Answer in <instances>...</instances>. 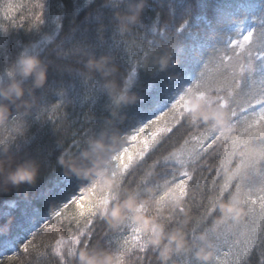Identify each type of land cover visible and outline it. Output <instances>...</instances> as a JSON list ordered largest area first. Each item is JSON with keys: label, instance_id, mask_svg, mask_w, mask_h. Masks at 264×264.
<instances>
[{"label": "trees", "instance_id": "16d2710c", "mask_svg": "<svg viewBox=\"0 0 264 264\" xmlns=\"http://www.w3.org/2000/svg\"><path fill=\"white\" fill-rule=\"evenodd\" d=\"M138 2L0 0V88L19 80L25 91L23 100L28 102L19 108L9 104L11 115L0 126V163L3 166V173H0V232L6 234L12 228L17 233L12 251H18L19 245L28 239L31 224L19 227L22 220L27 221L26 209L37 222L41 220L40 215L45 214L46 202L40 193L46 191L56 177L76 180L57 194L56 203L66 202L90 187L88 180L66 174V167L59 163L61 158L74 162L82 169L91 168L96 162L100 167L107 168L109 175L116 177V159L112 157L122 154L126 147H135L137 151L142 147L135 146L127 137L139 126V119L145 110L161 99L162 102L175 103L197 82L200 71H208L211 75L215 63L223 60L230 64L229 71L235 75L239 85L233 101H222L218 106L214 93L201 90L188 94L181 123L160 136V144L143 160H138L126 176V183L119 181V188L106 194H101L99 190L96 195L86 194L95 199L93 203L97 207L101 196L109 198L110 204L125 199L132 191L145 198L147 193L144 190L149 187L155 188L159 196L164 191V176L172 172L179 175L180 168L174 161L165 163L164 156L177 151L185 139L201 132L218 136L234 134L239 116L233 117V109L239 115H250L251 110L249 113L239 112L234 101L252 99L264 87L261 83L264 60L258 55L255 40L245 43L246 36L251 37L253 33L259 36L264 32V0H146L147 7L140 20L125 27L126 22L119 17L132 14ZM9 6H12L11 11ZM36 16L41 17V22L35 19ZM22 55L37 56L46 67L47 79L42 88L34 89L31 79L25 81L19 77L16 61ZM101 58L108 61L105 71L115 69L110 75L87 68L89 60L99 61ZM163 58L168 59L165 68L160 65ZM205 63L208 64L207 69L203 67ZM122 93L135 96V102L116 103V98ZM201 98L207 110L224 109L228 113L231 127L226 134H218L211 127L212 121L205 123L192 118L189 106L194 99ZM3 103L8 102L0 98V104ZM16 103L21 104V101ZM171 103L165 111L170 109ZM97 141L104 145L103 152H93L92 145ZM223 151L224 147H221L212 156L206 153L197 162L194 175L199 176L202 172L208 179L202 180L199 186H191L181 207L167 202L160 211L158 222L165 226V232L178 229L187 240L186 250L174 255L168 264H199L195 252L206 242L213 245L212 250L223 260L224 257H219L216 252L214 235L226 233L229 239H235L229 228L248 222V206L245 203L241 205L246 212L242 221L234 222L229 217L213 233L206 229L213 228L222 218L219 204L213 217L201 220L204 207L208 204L206 197L215 192L209 191L212 179H216L217 185L224 179L223 170L219 177L215 175L223 160ZM86 152L88 158L83 155ZM19 167L36 170L33 184L12 186L7 182L8 174ZM191 167L189 165V170ZM145 178L148 180L146 185L143 183ZM158 184L160 188H157ZM260 190L259 180L250 175L245 181V192L250 191L252 197H256ZM231 201L232 198L228 197L221 202ZM53 207L52 204L47 205L49 215ZM32 208L39 209L40 214L32 216ZM36 226L39 227V223ZM63 227L68 232L69 222L65 221ZM71 227L75 230L74 224ZM256 227L258 236L260 228L258 224ZM89 228L90 232L80 237L82 244L72 251H69L71 245L65 246V264H76L75 254L85 243L89 251L115 252L125 244L130 246L145 239L131 224L111 228L96 211ZM130 229H133L134 238L127 239ZM49 233L36 240L43 255L35 251L28 255L21 253L22 264H58L51 247H45L56 240V234ZM201 235L207 238L206 242L200 240ZM223 250L227 251V247ZM4 254H11V251L0 253V256ZM139 255L138 251H134V256ZM148 256L152 257L151 264H160L150 247L144 264H147ZM262 261L264 247L257 239L249 264H262ZM134 264H141V261L135 260Z\"/></svg>", "mask_w": 264, "mask_h": 264}, {"label": "snow or ice", "instance_id": "6c2138e0", "mask_svg": "<svg viewBox=\"0 0 264 264\" xmlns=\"http://www.w3.org/2000/svg\"><path fill=\"white\" fill-rule=\"evenodd\" d=\"M11 10L12 6H9V11ZM35 19L39 22L42 20L40 16H36ZM253 40H255L259 49L260 59L264 60V32L259 36L253 33L251 37H245V43H250ZM238 46L243 47V45ZM227 59L231 60L233 58L227 57ZM203 67L207 69L208 64H203ZM229 68L230 64L221 60L215 63L211 75L208 71H200L197 82L187 89L186 94L177 99L175 103L162 102L161 99L160 101H154V106L145 110L139 119V126L135 128L133 134L127 137L131 142H141L142 147L138 151L135 150V147L132 149L126 147L122 154H118L116 157L117 171L114 175L121 183H126V176L138 163V160H143L149 151L160 144V136L171 132L176 124L181 123L188 94L201 90L214 93L218 106H221L220 102L222 101H233L239 85L235 75L229 71ZM262 68H264V65H262ZM261 83L264 84V76H262ZM234 102L239 112L249 113L251 110L250 115H239L238 111L233 109V117L239 116L234 125L236 127L234 134L218 136L209 132H201L199 135H192L190 138L185 139L177 151L170 152L163 157L165 163L174 161L180 168L178 169L179 175L172 172L164 176V191L159 195L162 206L167 203L173 192L182 198L187 197L191 186H199L202 180L208 179L202 172L199 176L194 175L197 170V162L206 153L208 156H212L221 147H224L223 160L217 167L215 174L216 177H219L221 170H223L224 179L219 185H217L215 178L212 179V189H209V191L215 190V192L214 195L206 197L208 204L204 207L201 220L205 217H213L217 213V205L228 197H231L232 201L243 198L244 203L248 206L249 219L245 224L234 225L229 228L235 239H229L226 233H216L214 235L217 241L218 256L224 257L223 260L219 259L217 264H249V257L252 255V248L255 247L257 239L261 241V245L264 247V87L252 99L244 102L235 99ZM169 103H171V107L168 111H165L164 109L168 107ZM169 117H171L170 122ZM140 134H145L142 141H140ZM154 163H159V161H154ZM189 165L192 166L191 170H189ZM250 175L257 177L261 184L260 194L256 197H252L250 191L245 192V181ZM73 181H76L75 178L58 176L47 187L46 191L40 193V197L46 202V211L44 215H40V222L33 220L26 209L27 221L22 220L19 227L23 228L24 224H31V229H29L28 239L19 245L18 251H12L16 244L17 233H14L12 228L6 234L0 232V253L11 251V254L0 256V264H5V262L7 264H14V262L19 264L21 253L28 255L35 251L39 255H43L38 250L37 237H42L45 233L53 231H55L56 240L54 244H46L45 247H51L52 252L57 257L58 264H65L63 249L65 246L71 245L69 251H72L83 243L80 237L90 232L89 225L92 223L97 207L86 195L87 193L96 195L94 187L80 191L78 195L66 202H55L57 194ZM189 182H191V185ZM143 183L145 185L148 183L147 178L144 179ZM160 187L161 185L158 184L157 188ZM231 189H234V191H231ZM104 199H107V197L101 196V200ZM48 204L54 206L50 215L47 213ZM73 208H75L74 212L72 211ZM36 214H40L39 209L32 208V216ZM65 221L69 222L68 232L64 231ZM37 223H39V227L36 226ZM73 224L75 230L71 227ZM257 224L260 228L258 236ZM219 227L220 224L217 223L213 228L206 230L213 233L214 229ZM224 247H227V251L223 250ZM262 264H264V261H262Z\"/></svg>", "mask_w": 264, "mask_h": 264}, {"label": "clouds", "instance_id": "9594fccd", "mask_svg": "<svg viewBox=\"0 0 264 264\" xmlns=\"http://www.w3.org/2000/svg\"><path fill=\"white\" fill-rule=\"evenodd\" d=\"M146 7V0H139L132 14L119 17V19L126 22L125 27L134 25L140 20V16ZM107 63L106 58H101L99 61L89 60L86 66L89 70L101 71L107 76L115 71V69L105 71ZM16 65L19 77L25 81L31 79L34 89H40L45 85L47 69L37 56L22 55L16 61ZM160 65L161 68L167 67L168 59H161ZM110 87H114V85H110ZM31 94L30 92L29 95ZM24 95L25 91L19 80H14L6 88H0V98L8 102L0 104V126H3L11 115L9 104L16 105L17 108L28 104L27 101L23 100ZM135 100V96H128L122 93L116 98V103H134ZM17 101H21V104H17ZM188 110L193 119H199L205 123L212 121L211 127L218 134H226L231 127L228 113L224 109L207 110L202 98L194 99ZM92 150L93 152H103L104 145L97 141L92 145ZM83 155L85 158L89 156L87 152L83 153ZM112 159L115 160L116 157L113 156ZM59 163L66 167V174H75L77 177L88 180L90 187H94L96 192L99 190L101 194L113 192L120 186L119 180L109 175L107 168L100 167L96 162H93V167L87 169L79 168L74 162H66L63 158L59 160ZM0 173H3L2 163H0ZM6 179L12 186H19L23 183L33 184L36 179V170L34 168L19 167L14 172L9 173ZM144 191L147 193L145 198H142L139 192L132 191L125 199L117 200V202L111 204L109 198L101 200L96 208V213L100 218L113 229L126 224L134 226L139 234L145 237L143 242L132 243L130 246L125 244L121 247V250L115 252L104 250L89 251L87 243H85L75 254L74 260L76 264H134L135 260H139L141 264H144L145 255L149 247L155 253L156 259L160 264H168L174 255L186 250L187 240L185 234L178 229L166 233L165 226L158 222L160 211L164 206L160 203L156 189L149 187ZM112 199L116 198L113 197ZM91 200L95 202V199ZM182 200V197L173 192L167 202H171L175 207L179 208ZM243 203L242 199L229 203H219L218 208L222 218L217 220L216 223H224L225 218L229 217L234 222L242 221L246 215L245 209L241 206ZM49 234H55V231ZM200 240L206 242L207 238L201 235ZM212 249L213 245L210 242H206L205 246L200 247L195 252V259L199 264H213V261L219 260ZM134 251H138L140 255L134 256ZM151 260L152 257L148 256L147 264H151ZM19 264H22V262L20 261Z\"/></svg>", "mask_w": 264, "mask_h": 264}, {"label": "rangeland", "instance_id": "374dc122", "mask_svg": "<svg viewBox=\"0 0 264 264\" xmlns=\"http://www.w3.org/2000/svg\"><path fill=\"white\" fill-rule=\"evenodd\" d=\"M169 120H170V117H169ZM144 135L145 134H140V141H142L143 140V138H144ZM133 144H134V142H133ZM142 146V143L141 142H135V146ZM133 229H130V231H129V234H128V236H126V238L127 239H131V238H134L133 236ZM216 252H217V249H216Z\"/></svg>", "mask_w": 264, "mask_h": 264}]
</instances>
